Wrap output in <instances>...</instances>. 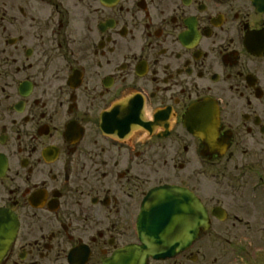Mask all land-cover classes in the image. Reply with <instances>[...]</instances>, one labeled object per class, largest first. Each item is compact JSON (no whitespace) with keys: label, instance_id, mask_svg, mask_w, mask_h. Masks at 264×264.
Instances as JSON below:
<instances>
[{"label":"flooded vegetation","instance_id":"obj_1","mask_svg":"<svg viewBox=\"0 0 264 264\" xmlns=\"http://www.w3.org/2000/svg\"><path fill=\"white\" fill-rule=\"evenodd\" d=\"M217 110L199 122L193 107ZM189 123L211 125L207 144ZM209 225L155 256L144 202ZM0 264H248L264 231V9L254 0H0ZM166 226V223H164Z\"/></svg>","mask_w":264,"mask_h":264},{"label":"water","instance_id":"obj_2","mask_svg":"<svg viewBox=\"0 0 264 264\" xmlns=\"http://www.w3.org/2000/svg\"><path fill=\"white\" fill-rule=\"evenodd\" d=\"M262 1V0H261ZM193 206H192V208L193 209H195L196 208V206H197V203L195 202V201H193ZM198 207H199V215H198V224L199 225H201V224H203L204 223V214L202 213V211H201V204L200 203H198ZM185 217V216H184ZM192 233L194 234V235H197V233H198V229L196 228V226H195V224H193V230H192ZM186 234H187V231H183V238H185L186 237Z\"/></svg>","mask_w":264,"mask_h":264},{"label":"rangeland","instance_id":"obj_3","mask_svg":"<svg viewBox=\"0 0 264 264\" xmlns=\"http://www.w3.org/2000/svg\"><path fill=\"white\" fill-rule=\"evenodd\" d=\"M247 234H248V236L255 235L254 237L258 238V243L255 244V247H256V249H258V251H259V249L264 248V232H262V233L250 232V233H247ZM262 250H264V249H262ZM262 264H264V259H263Z\"/></svg>","mask_w":264,"mask_h":264}]
</instances>
